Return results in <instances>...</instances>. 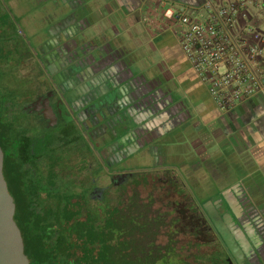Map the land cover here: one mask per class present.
I'll return each instance as SVG.
<instances>
[{
    "label": "crops",
    "instance_id": "1",
    "mask_svg": "<svg viewBox=\"0 0 264 264\" xmlns=\"http://www.w3.org/2000/svg\"><path fill=\"white\" fill-rule=\"evenodd\" d=\"M27 2L25 23L61 25L47 53L90 93L97 115L116 122L112 139L186 174L203 198L193 203L230 237L225 258L264 264V95L218 109L181 49L179 25L164 16L200 13L205 0Z\"/></svg>",
    "mask_w": 264,
    "mask_h": 264
},
{
    "label": "trees",
    "instance_id": "2",
    "mask_svg": "<svg viewBox=\"0 0 264 264\" xmlns=\"http://www.w3.org/2000/svg\"><path fill=\"white\" fill-rule=\"evenodd\" d=\"M2 8L0 2V143L8 151L10 189L33 263L191 264L184 248L176 247L170 234L163 245L148 239L155 236L149 234L153 232L150 219L140 223V217L132 215L128 222L122 212H140L137 198L131 199L128 207L109 199L95 204L86 189L78 190L67 170L63 178L71 141L50 137L37 146L26 130L15 129L13 117L20 113L18 101L28 93L23 85L16 89L11 82H25L17 72L29 47L21 41L11 16ZM142 231L146 233L144 248L138 245L142 239H137ZM215 264H220V259Z\"/></svg>",
    "mask_w": 264,
    "mask_h": 264
},
{
    "label": "flooded vegetation",
    "instance_id": "3",
    "mask_svg": "<svg viewBox=\"0 0 264 264\" xmlns=\"http://www.w3.org/2000/svg\"><path fill=\"white\" fill-rule=\"evenodd\" d=\"M0 2L2 9L9 13L13 23L14 19L16 20L18 35L29 47L26 59L18 70L21 67H28L30 70L26 77L17 72L18 77L25 81L23 87L27 89L28 95L18 101L20 113H16L13 117L15 129L26 130V134L35 140L37 146L39 141L43 142L50 137L57 138V141L62 139V142L71 141L68 145L70 150L68 167H63L62 176L65 177L67 170V174L75 178L78 190L86 189L88 198L95 204H102L108 199L114 203L110 191L113 189L126 191L137 179L143 182L148 180L161 182L160 189L164 190L166 203L171 206L169 214L180 213L175 220L190 227V232L194 236L213 233L215 239L222 245L221 250L218 249L219 253H227L225 241L230 238L229 235L223 232V224L221 225L219 219L214 217L210 219L201 205L191 203L192 197L188 190L189 182L186 174L178 179L172 168L156 163V158L152 157L150 152L147 154L148 150H139L135 147L129 150L122 146L118 138L112 139L116 133L111 127L117 126L116 122L97 115L90 93L80 87L70 70L64 71L59 61H51L52 58L50 59L47 53V43L51 40L57 42L61 25L48 28L44 26V19L25 23V18H29L32 12L18 13L15 9L17 5L24 6L26 1L14 0L11 2L12 9L5 7L2 0ZM17 19L26 26L23 25L21 29L22 24ZM144 155L147 158L152 157L153 160L144 164V161H141ZM135 157H141V160L134 161L132 158ZM32 158H36V155H32ZM120 197L121 195H117L116 201H121L128 207L130 198L124 201ZM178 198L182 199L184 204L180 212L173 210V207L178 206V202L175 201ZM122 214L127 217L128 222L132 215L139 216L140 223L146 219L143 212L132 213L127 209ZM148 219L153 225V232L149 234L156 235L154 232H159L157 226L162 221V214L156 212ZM171 225L169 223L167 227L170 228ZM169 228L167 231L171 230ZM138 233L141 234L137 239H142L138 245L144 248L146 233L144 231ZM167 233L169 232L165 234ZM170 238L175 240L173 235ZM228 257L230 255L225 259L227 260Z\"/></svg>",
    "mask_w": 264,
    "mask_h": 264
},
{
    "label": "built area",
    "instance_id": "4",
    "mask_svg": "<svg viewBox=\"0 0 264 264\" xmlns=\"http://www.w3.org/2000/svg\"><path fill=\"white\" fill-rule=\"evenodd\" d=\"M181 49L218 109L264 95V0H205L202 12L169 8Z\"/></svg>",
    "mask_w": 264,
    "mask_h": 264
},
{
    "label": "rangeland",
    "instance_id": "5",
    "mask_svg": "<svg viewBox=\"0 0 264 264\" xmlns=\"http://www.w3.org/2000/svg\"><path fill=\"white\" fill-rule=\"evenodd\" d=\"M14 0H2V4L5 7H8L12 9L11 2ZM20 1V0H19ZM25 5L23 7H19L18 13H21L26 9V13L32 11V5H28L27 0ZM21 8V9H20ZM23 9V10H22ZM16 10V9H15ZM12 13V11H11ZM18 20V19H17ZM19 21V20H18ZM20 22V21H19ZM21 23V22H20ZM14 24H16V20L14 19ZM20 25L21 29L23 27L24 22L21 23ZM26 26V25H25ZM25 28V27H24ZM30 68L28 67H21L18 70V73L24 77L27 76ZM23 81V80H22ZM30 81H33L30 79ZM12 85L17 89L18 86H22L24 82L18 84L17 81L11 82ZM10 83V85H11ZM8 86V85H7ZM25 90H27L25 88ZM22 92V91H21ZM19 92V94L21 93ZM24 92V91H23ZM134 161H140L141 157L138 158H132ZM143 161V160H141ZM201 172H195V175H200ZM193 183V182H192ZM190 181L188 183V190L190 192V195L192 196V201L194 200L195 202L201 201L203 198H198V189L194 187ZM162 183L159 181L152 182L151 180L148 181H139L138 179L133 183L132 185L129 186V188L126 191H120V190H111L110 194L111 197L113 198V202L116 201L117 195H121L120 199L126 201L127 198H137V200L140 202L139 205L141 206L140 212H143L146 218L153 217L156 212H160L162 214V221H160L159 226V232H154L157 235L149 238L148 239H153L155 240L156 245H163L166 244L167 242V234L173 235L175 237L174 241L176 242V247L184 248L183 252L188 259V261L192 264H215L217 259H220V264H227L226 259H224V253L220 252L221 250L220 247L222 245L215 239V236L213 233H209V235H200V236H194L192 235L191 228L187 227L184 225V223H179V221L175 220L177 215H180V213H175L173 215L169 214V211L171 210V206L166 203V198L164 197V190L160 189ZM201 194V193H200ZM175 201L178 202V206L173 207V210H180L182 211L183 209V203L182 199L178 198L175 199ZM191 201V203H193ZM198 203V202H197ZM194 204V203H193ZM195 205V204H194ZM194 205H188L189 207H194ZM130 212H135L134 209H131ZM143 222V221H142ZM171 223V227H167V225ZM152 228V227H151ZM171 229L170 231H167ZM153 229V228H152ZM166 232H169L165 234ZM199 246V248H197ZM197 249V250H196ZM199 257V260L195 259ZM222 260V261H221Z\"/></svg>",
    "mask_w": 264,
    "mask_h": 264
},
{
    "label": "water",
    "instance_id": "6",
    "mask_svg": "<svg viewBox=\"0 0 264 264\" xmlns=\"http://www.w3.org/2000/svg\"><path fill=\"white\" fill-rule=\"evenodd\" d=\"M7 157L8 151L0 143V264H34L27 253L17 201L10 189ZM231 255L233 257L227 258V264H239L233 253Z\"/></svg>",
    "mask_w": 264,
    "mask_h": 264
}]
</instances>
